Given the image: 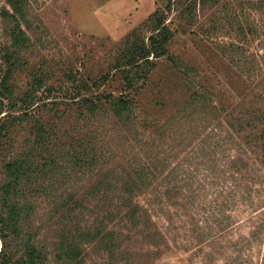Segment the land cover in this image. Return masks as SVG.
I'll list each match as a JSON object with an SVG mask.
<instances>
[{
	"label": "rangeland",
	"instance_id": "obj_1",
	"mask_svg": "<svg viewBox=\"0 0 264 264\" xmlns=\"http://www.w3.org/2000/svg\"><path fill=\"white\" fill-rule=\"evenodd\" d=\"M26 2L27 24L22 27L29 47L21 54L23 64L15 71L11 84L18 96L30 89L34 76L41 77L44 82L35 98L45 102L54 101L55 96L58 101L69 93L72 87L64 72L88 83L106 75L108 81L98 91L117 95L123 81L114 65L124 51L126 38L134 34L146 40L150 33L149 17L154 11L163 10L165 23L173 34L167 49L188 67L189 76L183 78L166 58L156 60L148 79L139 85L137 112L140 117L162 124L174 116L177 124L173 121L171 130L180 132L189 118L179 114L178 108L189 97L191 87L208 90L212 100H219L222 108L218 118L211 119L204 131L188 140L171 164L177 170L173 181L179 185L187 181L188 169L192 175L190 184H193L184 190L186 196L193 194L194 199L188 205L187 227L178 229L179 237L175 241L172 235H167L157 257L148 259L144 255L140 262L264 264V139L260 134L264 132V124L260 126V123L253 131L247 124L253 116L261 118V114L264 118V0H219L215 5L204 7L196 2L195 11L183 14L180 11L188 4L184 0H172L169 9L166 0ZM4 9L9 10L6 0H0V15ZM11 25L8 18L0 16L2 50L10 45ZM248 26L255 27V32L247 34L245 39ZM245 59L250 60L249 73L243 65ZM49 86L56 89L52 92L54 95H47ZM41 104L35 102L39 107ZM44 114L47 113L44 111ZM241 122L247 129L235 133ZM94 125L101 130V147L109 145L110 154L116 159L122 157L121 141L115 138L117 128L113 129V123L102 119ZM73 128L78 129L79 125L70 120L64 122L61 130L71 132ZM22 134L20 131L15 137L18 149L23 146ZM227 159H230V174L224 173L231 179L222 182V173L218 175L220 179L216 177L219 171L212 174L215 178L208 177L216 168L222 169ZM1 176L0 169V182ZM95 178L90 183L74 185L80 186L82 193ZM167 179V176L158 178L156 182ZM142 202L148 203V198L142 197ZM96 203L95 199L88 200L84 206L91 209H81L84 213L77 218L71 216L73 222L82 221L81 217L89 223L93 221L95 215L88 211ZM44 205L42 202L41 206ZM160 208L161 205L154 206L153 218L162 230L169 229L168 216ZM169 211L175 212L172 208ZM58 221L47 220L43 236L56 240L57 229L61 227ZM128 246L132 252L142 254L151 250L141 238ZM85 258L86 264H111L112 261L105 252L95 250L93 244L86 246Z\"/></svg>",
	"mask_w": 264,
	"mask_h": 264
},
{
	"label": "trees",
	"instance_id": "obj_2",
	"mask_svg": "<svg viewBox=\"0 0 264 264\" xmlns=\"http://www.w3.org/2000/svg\"><path fill=\"white\" fill-rule=\"evenodd\" d=\"M166 1L169 9L172 0ZM184 1L188 4L181 14L191 13L196 2L204 7L219 0ZM6 3L10 11L4 9L0 16L8 18L12 25L9 47L0 49V264H86L89 244L109 255L111 264H141L144 255L148 259L157 257L167 235L175 241L178 229L187 227L188 205L194 201L193 194H184L193 184L189 169L187 181L179 185L173 181L177 170L171 164L188 140L204 131L211 119L218 118L220 101L212 100L206 89L191 87L189 97L178 108L179 114L189 118L180 132L171 130L174 116L162 124L140 117L139 85L148 79L156 60L166 58L183 78L189 76L188 67L167 49L173 34L165 23L163 10H156L149 17L150 33L146 40L134 34L126 38L124 51L114 65L123 81L117 95L98 91L108 81L106 75L88 83L64 72L72 87L64 98L56 101L55 96L52 102L36 99L44 82L37 76L33 77L30 89L17 96L11 79L23 64L21 54L29 47L22 27L27 24V2ZM254 32L255 27L248 26L245 39ZM249 62H243L247 73L251 71ZM190 81L195 83L194 78ZM46 91L47 95H54L56 89L49 86ZM37 101L42 103L40 107L35 105ZM44 111L47 114L42 115ZM259 116L248 120L250 131L264 124V118ZM102 119L113 123L114 130L117 128L115 138L121 141L123 154L119 159L110 154L109 145L99 144L101 130L94 124ZM70 120L79 128L71 132L61 130L64 122ZM239 125L235 133L247 129L243 122ZM20 131L23 146L18 149L15 137ZM260 134L264 139V132ZM229 162L230 159L224 161L222 169L216 168L208 177L219 171L216 177L222 173V182L231 179L224 173L230 174ZM94 176L95 181L82 193V188L74 185L90 183ZM166 176V181L156 182ZM144 196L148 203L142 202ZM91 198L97 200L93 210L88 211L94 213L93 221L89 223L81 217L82 221L73 222L71 216L77 218L84 213L81 209H91L84 206ZM156 204L168 216L169 229L162 230L153 218ZM170 208L175 212L170 213ZM51 219L59 220L61 225L56 240L43 236L44 223ZM139 238L151 248L145 254L129 249L128 245L139 242Z\"/></svg>",
	"mask_w": 264,
	"mask_h": 264
}]
</instances>
